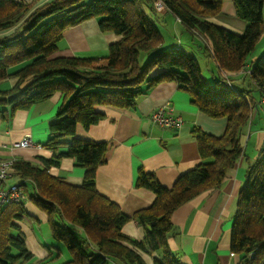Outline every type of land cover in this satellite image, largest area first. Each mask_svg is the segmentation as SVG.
<instances>
[{
    "label": "trees",
    "instance_id": "trees-1",
    "mask_svg": "<svg viewBox=\"0 0 264 264\" xmlns=\"http://www.w3.org/2000/svg\"><path fill=\"white\" fill-rule=\"evenodd\" d=\"M48 0L34 5L23 0H0V81L12 76L13 87L0 90L4 118L18 109L59 95L60 105L43 146L51 157L17 158L13 174L24 183L29 203L0 205V264H42L27 246L21 226L26 215L47 216L53 238L64 244L71 258L58 264H182L171 249L172 215L181 205L205 190L220 187L229 170L246 157L248 130L255 109L264 105V52L251 59L264 34V0H234L235 16L247 22L237 31L218 18L225 16L223 0ZM97 19L103 32L120 35L102 57L57 56L64 31ZM223 18V17H222ZM181 23L189 44L207 48L221 73H247L239 80L204 76L197 57L175 42L165 47L162 27ZM177 36V33L175 34ZM176 38V37H175ZM152 54L141 64L143 52ZM165 81H174L191 95V102L213 118H227L222 135L194 125L202 160L182 173L171 186L155 174L140 169L136 185L151 189L149 207L126 214L121 205L97 187L96 175L107 161L111 142L78 136L106 117L104 108L129 109L139 98ZM248 155V154H247ZM71 157L85 168L83 182L73 185L51 173L61 159ZM136 221L145 230L142 238L125 232ZM231 250L264 262V144L247 166L239 190L231 230ZM58 255L60 253L58 252Z\"/></svg>",
    "mask_w": 264,
    "mask_h": 264
},
{
    "label": "crops",
    "instance_id": "crops-1",
    "mask_svg": "<svg viewBox=\"0 0 264 264\" xmlns=\"http://www.w3.org/2000/svg\"><path fill=\"white\" fill-rule=\"evenodd\" d=\"M23 1L39 5L48 0ZM223 11L235 15V9L223 7ZM119 38L117 33L101 31L98 20L93 18L67 28L54 54L106 56L109 45ZM4 84L8 88L0 85V90L14 86L11 82L4 81ZM58 99L57 94L34 103L28 109H18L12 117L0 115V150L4 155L26 159H33L36 155L52 156L53 151L44 146L12 148V144L30 137L43 145L49 139L50 124L56 120L60 105ZM191 99V95L179 88L176 82L165 81L143 94L135 107H106L104 119L89 129L83 126L78 128V136L82 138L111 142L107 161L97 169L96 183L98 189L117 201L126 214L132 215L137 210L149 207L155 198L151 189L136 185L140 169L155 174L164 186H171L182 173L202 160L197 138L192 133L194 125L213 135L224 133L227 118L210 117L195 106ZM161 106H169L170 113L183 117L185 122L180 130L163 127L152 120V113ZM252 119L256 123L250 126L252 129L248 130L247 137L256 139L251 150L255 151L253 156L247 155L246 148V157H242L237 166L228 171L220 187L205 190L181 205L172 215L174 234L169 237V244L171 249L180 254L182 264H243L241 256L231 250V230L247 166L256 157V148L262 144L264 105L260 111L255 109ZM242 166L244 173L241 172ZM50 171L73 185H80L85 175V168L75 165L71 157L62 158L60 166H53ZM15 178L13 174L9 181H21ZM28 203L29 199L25 204ZM35 213L39 220L26 215L20 223L27 236V246L35 258L41 259L42 264H58L69 260L71 253L64 244L53 238L47 216L39 211ZM124 230L139 239L145 234L143 227L136 221L128 222Z\"/></svg>",
    "mask_w": 264,
    "mask_h": 264
},
{
    "label": "rangeland",
    "instance_id": "rangeland-1",
    "mask_svg": "<svg viewBox=\"0 0 264 264\" xmlns=\"http://www.w3.org/2000/svg\"><path fill=\"white\" fill-rule=\"evenodd\" d=\"M83 1L85 2V1H90V0H83ZM223 7H224V9H227V10H234L235 9L234 0H223ZM222 17H224L225 19ZM222 17L218 18L220 20V21H217L218 23L225 24V25H227V26H229V27H231L237 31H243L245 26L247 25V22L245 20L238 18L237 16H235L233 14L228 15L225 13V16H222ZM180 29H184L183 25L181 23H177L175 21H172L169 24H167V26L162 27L163 34L165 35V38H166L165 47L169 46V43L174 41L175 42L174 48H178L176 46L179 45V37H178V34H179L181 37V46H182L181 49H184V50L188 51L189 53H191L197 57L201 67L204 69V76L206 79L209 78L208 75L215 76L216 78H225L228 75H233L234 79H239L242 74H245L248 72V70H250V66L246 65L245 67L242 68V70L239 73L236 72L235 74H233V73H227V72L223 71V73L226 76L223 75L221 73L219 67L217 66L216 62L214 61L213 57L209 54L208 49L207 48L200 49L198 46L199 45L198 42L194 46H191L189 44V39H188V36H190V34L185 33V32L180 33L179 32ZM176 33H177V36H175ZM155 52L156 51H153L151 53L143 52V54L141 55V59H140L141 64L145 63L148 60V58L152 54H154ZM263 52H264V34H263V37H262L257 49L252 54L251 59H253V60L257 59ZM55 55H57V54H55ZM15 80H16V78L14 76H12V77L4 80V81L11 82L14 84ZM4 81H2V82L0 81V85L3 86L2 88H8L7 84L3 85ZM209 82H211V81H209ZM5 106H6L5 103L0 104V109H4ZM262 132H263V137H262V144H263L264 143V128H263ZM255 143H256V139H254L253 137H251L246 143L247 153H248L249 157H252L254 152H255V151H251L253 149V146L255 145ZM258 151H259V148H256L257 153H258ZM245 162H246V160H245ZM241 172L244 173V167L243 166L241 168ZM15 179L19 180L17 177ZM27 200H28V195H27V198L25 199V202ZM25 237L27 238L26 234H25ZM37 259H39V258H37Z\"/></svg>",
    "mask_w": 264,
    "mask_h": 264
},
{
    "label": "built area",
    "instance_id": "built-area-1",
    "mask_svg": "<svg viewBox=\"0 0 264 264\" xmlns=\"http://www.w3.org/2000/svg\"><path fill=\"white\" fill-rule=\"evenodd\" d=\"M154 5L159 12H165L166 8L162 0H155ZM151 118L154 122L163 127L174 128L176 130H180L185 122L181 115L170 113L169 106H161L157 108L152 113ZM32 146L41 148L43 145L35 142L30 137H25L24 139L12 144V148ZM16 161L17 157L15 155H4L0 150V205L20 203L25 201L27 198V193L23 182L9 181L13 176V168ZM251 256L252 254L250 255V258L246 259L243 264H256L251 261Z\"/></svg>",
    "mask_w": 264,
    "mask_h": 264
}]
</instances>
